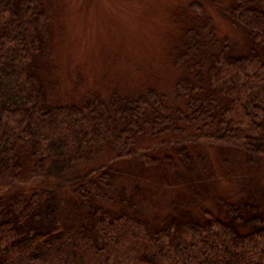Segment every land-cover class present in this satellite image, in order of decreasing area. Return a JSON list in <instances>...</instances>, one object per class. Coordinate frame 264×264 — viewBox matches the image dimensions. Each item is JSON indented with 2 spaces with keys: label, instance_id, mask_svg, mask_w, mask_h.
Masks as SVG:
<instances>
[{
  "label": "trees",
  "instance_id": "16d2710c",
  "mask_svg": "<svg viewBox=\"0 0 264 264\" xmlns=\"http://www.w3.org/2000/svg\"><path fill=\"white\" fill-rule=\"evenodd\" d=\"M227 1L229 18L261 50L216 54L205 85L184 104L181 140L157 145L169 173L198 142L222 156L232 148L264 159V0ZM49 25L45 0H0V264H264V187L252 179L214 195L215 212L190 192V206L153 226L104 209L110 163L142 159L136 131L94 94L71 104L49 101L42 62ZM165 109L151 114L160 127L155 135L175 133L174 109ZM104 149L114 155L100 163ZM58 190L82 204L84 219L72 226L57 220Z\"/></svg>",
  "mask_w": 264,
  "mask_h": 264
},
{
  "label": "rangeland",
  "instance_id": "374dc122",
  "mask_svg": "<svg viewBox=\"0 0 264 264\" xmlns=\"http://www.w3.org/2000/svg\"><path fill=\"white\" fill-rule=\"evenodd\" d=\"M45 6L50 13V51L42 62L49 101L71 104L94 94L127 120L136 131L138 157L150 162L134 158L110 163L99 199L105 210L125 211L153 226L176 214V207L190 206V192H197L199 203L215 212L214 195L234 193L236 184L251 179L264 187V159L240 149L230 148L222 156L217 147L198 142L188 149L190 158L181 153L180 163L169 173L166 152L157 146L181 140L177 136L183 134L184 104L197 86L205 85L216 54L241 56L261 50L227 15L231 1L45 0ZM171 107L175 121L170 131L175 133L157 138L160 127L151 122V114L155 108L166 112ZM173 152L167 155L173 157ZM103 153L100 163L114 155L109 149ZM186 161L191 162L187 167ZM250 167L257 169L242 174ZM183 171L184 177L176 176ZM56 193L61 204L58 221L72 226L79 217L84 219L79 201L67 190Z\"/></svg>",
  "mask_w": 264,
  "mask_h": 264
}]
</instances>
